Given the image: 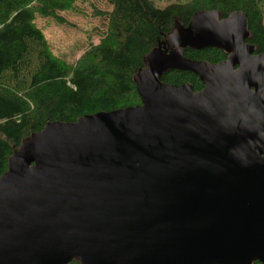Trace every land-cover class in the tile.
I'll use <instances>...</instances> for the list:
<instances>
[{
    "label": "water",
    "instance_id": "water-1",
    "mask_svg": "<svg viewBox=\"0 0 264 264\" xmlns=\"http://www.w3.org/2000/svg\"><path fill=\"white\" fill-rule=\"evenodd\" d=\"M248 35L241 11H197L144 57L140 104L21 140L0 175V264H264V53Z\"/></svg>",
    "mask_w": 264,
    "mask_h": 264
},
{
    "label": "trees",
    "instance_id": "trees-1",
    "mask_svg": "<svg viewBox=\"0 0 264 264\" xmlns=\"http://www.w3.org/2000/svg\"><path fill=\"white\" fill-rule=\"evenodd\" d=\"M103 1L108 9L100 42L70 63L53 54L36 19L64 23L59 13L74 9L75 0H0V175L21 140L47 122H75L83 115L140 104L133 76L143 68L144 57L197 11L216 10L221 18L241 11L249 34L246 42L255 54L264 53V0ZM183 55L211 64L228 56L215 47H187ZM161 81L189 83L194 91L203 88L189 71H166Z\"/></svg>",
    "mask_w": 264,
    "mask_h": 264
},
{
    "label": "rangeland",
    "instance_id": "rangeland-1",
    "mask_svg": "<svg viewBox=\"0 0 264 264\" xmlns=\"http://www.w3.org/2000/svg\"><path fill=\"white\" fill-rule=\"evenodd\" d=\"M74 3V9L59 13L64 23L50 18L36 19L53 54L70 63L79 61L92 45L100 42L105 31L103 16L108 9L103 0H75Z\"/></svg>",
    "mask_w": 264,
    "mask_h": 264
}]
</instances>
